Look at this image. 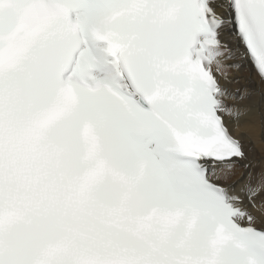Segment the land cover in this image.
I'll return each mask as SVG.
<instances>
[{
  "label": "snow or ice",
  "instance_id": "snow-or-ice-1",
  "mask_svg": "<svg viewBox=\"0 0 264 264\" xmlns=\"http://www.w3.org/2000/svg\"><path fill=\"white\" fill-rule=\"evenodd\" d=\"M257 122L264 0H0V264H264Z\"/></svg>",
  "mask_w": 264,
  "mask_h": 264
},
{
  "label": "bare ground",
  "instance_id": "bare-ground-1",
  "mask_svg": "<svg viewBox=\"0 0 264 264\" xmlns=\"http://www.w3.org/2000/svg\"><path fill=\"white\" fill-rule=\"evenodd\" d=\"M223 39L227 40L228 36L225 35ZM244 71L248 72L249 74L254 73L253 67L249 61L246 63ZM243 130L249 132L250 139L252 143L255 145L256 149L260 152H264V138H262V135H264V133H262V129L259 126V123L257 122L255 126L252 127L251 129L245 128Z\"/></svg>",
  "mask_w": 264,
  "mask_h": 264
},
{
  "label": "clouds",
  "instance_id": "clouds-1",
  "mask_svg": "<svg viewBox=\"0 0 264 264\" xmlns=\"http://www.w3.org/2000/svg\"><path fill=\"white\" fill-rule=\"evenodd\" d=\"M177 11V9L172 7L161 8L155 17L154 23L174 24L176 22ZM101 135H103V131L101 132Z\"/></svg>",
  "mask_w": 264,
  "mask_h": 264
}]
</instances>
